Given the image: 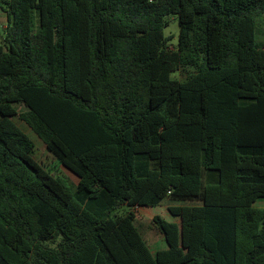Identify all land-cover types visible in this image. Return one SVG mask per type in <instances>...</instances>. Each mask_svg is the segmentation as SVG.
<instances>
[{
    "label": "trees",
    "instance_id": "obj_1",
    "mask_svg": "<svg viewBox=\"0 0 264 264\" xmlns=\"http://www.w3.org/2000/svg\"><path fill=\"white\" fill-rule=\"evenodd\" d=\"M0 10V264H264V0ZM163 204L151 251L135 212Z\"/></svg>",
    "mask_w": 264,
    "mask_h": 264
},
{
    "label": "rangeland",
    "instance_id": "obj_2",
    "mask_svg": "<svg viewBox=\"0 0 264 264\" xmlns=\"http://www.w3.org/2000/svg\"><path fill=\"white\" fill-rule=\"evenodd\" d=\"M167 26L164 28V36L169 38L168 42L172 47L177 45L179 27L178 20L175 16L166 17ZM6 23L5 14L0 10V36L3 34L4 25ZM172 78H181V75L178 73H173ZM14 123L17 127L26 134L34 143L33 158L38 162L45 170L49 171L55 176H60L68 181L71 186L77 184V178L63 168L58 160L48 152L45 145L33 134V132L17 118H13ZM254 206L257 208L264 209V199H258ZM126 207L118 208L113 216L123 215L127 212ZM136 216V225L138 226L143 238L150 247L151 251L162 250L166 248L165 242L162 235L158 232L155 226L152 223V218L154 216H159L165 220H171L167 212V207L165 204L155 207V208H138L135 212Z\"/></svg>",
    "mask_w": 264,
    "mask_h": 264
},
{
    "label": "crops",
    "instance_id": "obj_3",
    "mask_svg": "<svg viewBox=\"0 0 264 264\" xmlns=\"http://www.w3.org/2000/svg\"><path fill=\"white\" fill-rule=\"evenodd\" d=\"M170 221H173V219H171ZM156 251V250H155Z\"/></svg>",
    "mask_w": 264,
    "mask_h": 264
}]
</instances>
